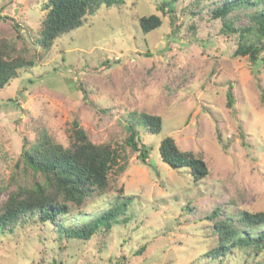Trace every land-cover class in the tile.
<instances>
[{"label": "rangeland", "instance_id": "rangeland-1", "mask_svg": "<svg viewBox=\"0 0 264 264\" xmlns=\"http://www.w3.org/2000/svg\"><path fill=\"white\" fill-rule=\"evenodd\" d=\"M47 1L0 0V15L20 25V37L11 19L0 20V36L39 57L0 90V185H11L24 141L45 132L68 147L78 121L90 141L118 150L125 169L110 172L105 194L73 210L68 227L83 226L114 200L130 199V217L90 241L27 223L0 236V264H264V255L241 247L220 259L206 256L218 244L209 219L215 211V224L264 212V52L257 63L236 57L238 36L224 33L221 20L191 15L194 0L178 2L170 15L158 11L164 0L104 4L44 50ZM156 14L161 27L144 34L140 19ZM133 113L163 119L159 135L137 127L138 144L148 147L145 163L127 144ZM167 136L201 157L209 175L194 182L188 170L163 164L158 149Z\"/></svg>", "mask_w": 264, "mask_h": 264}, {"label": "trees", "instance_id": "trees-1", "mask_svg": "<svg viewBox=\"0 0 264 264\" xmlns=\"http://www.w3.org/2000/svg\"><path fill=\"white\" fill-rule=\"evenodd\" d=\"M118 1L48 0L39 29L40 46L50 50L60 36L80 28L88 15L94 14L104 4L113 6ZM180 1L183 0H164L158 11L163 15L173 14L175 4ZM204 1L207 4L202 7ZM187 8L191 9V15L205 13L212 20H221L224 33L237 35L236 57H248L253 63L260 60L264 52V0H194ZM8 19L11 18L0 15V20ZM11 21L20 37V25L14 19ZM161 25L162 19L157 14L140 19L144 34L159 29ZM36 59L39 57L28 58L26 49H19L14 41L1 35L0 90L17 79L22 70L33 67ZM227 99L228 106L233 108L232 90L227 92ZM130 116L126 125L129 134L127 144L140 153L145 163L148 147L138 144L137 127L151 135H159L163 119L146 113ZM69 139L70 144L65 147L44 132L34 143L24 141L11 175V185L1 181L0 194L6 193L7 196L0 202V236L12 235L18 227L33 222L52 226L67 240L90 241L94 236L110 232L114 225L129 221L130 216L126 217V213L130 199L123 203L114 200L110 209L91 217L83 226L68 227L73 210L82 208L95 193L105 194L109 188L110 172L117 166L120 172L125 169L119 167L121 157L118 150L109 144L98 145L90 141L78 121L72 123ZM158 150L163 164L175 170H188L194 182L209 175L206 162L192 152L181 151L170 136L162 139ZM78 214L82 215L81 211ZM216 218V211L209 216L218 244L206 254L208 258H223L238 247L248 249L255 256L264 255V212H244L236 219L228 217L215 224Z\"/></svg>", "mask_w": 264, "mask_h": 264}]
</instances>
